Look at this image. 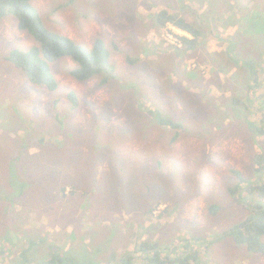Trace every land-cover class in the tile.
<instances>
[{"label":"rangeland","instance_id":"obj_1","mask_svg":"<svg viewBox=\"0 0 264 264\" xmlns=\"http://www.w3.org/2000/svg\"><path fill=\"white\" fill-rule=\"evenodd\" d=\"M70 1L34 4L54 31L90 48L102 37L112 49L117 78L106 86L101 77L82 83L71 76L76 64L67 59L54 66L60 85L55 94L33 91L45 88L31 85L3 57L35 42L15 18L0 23V210L6 213L0 236L8 233L14 250L24 230L40 239L48 235L54 246L75 241L78 264H118L145 241L180 250L191 243L203 264H264L262 254L225 237L251 217L250 204L264 207L255 196L242 192L234 199L229 193L238 183L234 170L264 181V171H256V157L264 161V86L248 91L252 67L242 61L254 59L264 79V36L261 51L254 49L257 39L250 46L230 45L243 20L248 25L264 17V0H215L224 14L218 28L203 48L184 52L175 48L192 36L170 23L160 28L155 14L164 8L195 20L212 0H164L171 6L159 0ZM228 52L238 58L244 78L233 99L230 77L237 67ZM212 56L230 71L214 74ZM70 91L78 96L74 109ZM22 104L27 110L19 112ZM228 115L237 124L223 130L218 125ZM161 120L185 121L176 142L178 132ZM7 214L24 230L3 231ZM222 238L209 249L199 246ZM6 248L0 241V264H14L17 254L3 255ZM32 251L38 259L52 257L47 245ZM140 258L135 264H142Z\"/></svg>","mask_w":264,"mask_h":264},{"label":"trees","instance_id":"obj_2","mask_svg":"<svg viewBox=\"0 0 264 264\" xmlns=\"http://www.w3.org/2000/svg\"><path fill=\"white\" fill-rule=\"evenodd\" d=\"M37 0H0V23L8 17H13L17 21L18 29L24 32H27L29 36L33 39L35 44L26 49L24 48H13L7 54L4 55L3 61L13 65V68L21 70L28 82L33 86H41L45 89H35L32 87L33 91L48 92L50 95L55 94L59 88V82L54 74V66L61 61L70 59L75 64L76 67L72 68L71 76L77 81L86 83L92 81L95 78L101 77V85L106 86L111 80L117 78L115 75L116 67L112 63V49L106 43L102 37L95 39L92 48L88 47L85 44L79 43L74 39L70 38L67 35H63L57 31L49 28L44 18L39 11L38 7L34 4ZM120 2V1H119ZM165 6H171V2H165L164 0H159ZM70 3H75V0H71ZM212 7L207 11H204L201 14L197 15V19L189 20V18L180 16L177 14H172L168 10L161 8L158 13L155 14V20L160 28L165 27L168 23L176 26L178 29L182 30L186 34L192 36V39L188 37H183L182 43L184 48L176 47V51L184 50H197L198 47L203 48L207 41L210 39L212 34L215 32V29L218 28V25L221 21H218L217 18L224 16L223 12H220L217 1H211ZM121 6V4H120ZM163 6V7H165ZM58 9H61L58 8ZM245 19L249 18V13L246 12L244 15ZM209 19V23L208 20ZM237 21L235 20V23ZM256 23H249L245 25L243 20L241 24V29L237 31V34L234 38H231L230 45L236 47V45L247 42V46H250L252 41L257 39L255 50L261 51L262 44L260 39L264 36V17H257L255 20ZM238 42V43H237ZM114 49L119 50L117 43L113 45ZM231 51L237 54V50L231 47ZM230 59L233 61L237 67L230 79L235 82L232 86V93L235 95L230 99L236 97L238 93V88L240 86V81L244 78L238 74V71L241 69L238 64V58L228 52ZM211 60L215 61L213 65L214 74L229 72L230 70H225L223 65L216 59L215 56L211 57ZM130 63H133L134 60L131 56H128ZM244 67L251 65L252 70L250 72L251 79L245 82V86L250 90H260L263 87L264 79L260 77L261 69L257 65L254 59L242 60ZM2 63V62H1ZM218 67V70H217ZM248 70V69H247ZM223 71V72H222ZM252 82L253 86L248 84ZM25 90L22 91L24 93ZM66 97L72 104V108H77L78 96L74 91H70ZM241 100L242 95L239 96ZM229 99V98H228ZM255 100H258L257 97ZM55 105L59 104V100H55ZM230 103L238 104V100H231ZM33 107V105H32ZM26 107L22 104L19 112L25 111ZM246 109L254 112V108L246 104ZM27 110V109H26ZM35 110V109H33ZM229 110L228 108L226 109ZM258 111V109H257ZM34 113H37L35 110ZM264 113V111H263ZM229 121L225 124H221V128L224 130L225 125L237 124L232 116L228 115ZM56 120H59V116H56ZM225 120V119H224ZM163 126L171 127L178 132L180 128H185V121L172 122L169 120H161ZM264 132V126H262ZM179 132L172 139L173 142H176L179 139ZM256 171L262 173L264 171V161L261 157H256ZM159 164L157 163L156 166ZM235 177L238 179V183L229 189L230 196L234 199L240 197V193H245V195L255 196L260 201H264V181L263 180H249L242 175L241 172L234 170ZM2 195H0V203L2 202ZM25 197V195H24ZM11 203H13L11 201ZM14 204V203H13ZM152 207L148 213L154 211ZM218 206L215 208L212 206L213 212L216 213ZM248 210L251 212V217L243 221L240 225L235 226L232 230L225 232V237H230L238 245H245L250 252L259 253L264 256V207L255 206L250 204ZM33 211V210H32ZM29 210L24 211L25 221L29 218ZM168 212V210H166ZM6 214L4 210H0V216ZM17 222V219L13 218L9 214L6 215V220L1 222L3 225L7 223L3 231L10 230L11 233L18 230H24L22 226H15L14 223ZM28 230H24L23 237L17 236V240L20 245L13 249L14 241L11 240L6 233L3 236H0V241L7 246V250H2V254H11L13 251L17 254L15 256L14 264H78L77 261L72 257L73 249L75 247V241L68 246L67 244H60L54 246L52 240L48 235L40 239V235L37 233V236L34 233H27ZM31 232V231H30ZM11 235V234H10ZM50 236H52L50 234ZM72 238V237H71ZM223 239H217L213 242L208 243L201 241L199 246H204L205 249H209L214 244L223 242ZM197 241V239H196ZM136 244L135 251L130 254H124L121 257V260L118 264H135L138 257H142V264H203L200 256L199 250L190 249V244L183 245L184 250H180V246L175 248H166L162 249L157 242H139ZM193 244V243H192ZM43 245L49 246L51 250L52 257L49 260L39 257L37 258L34 255L33 249L36 247L42 248ZM32 251V252H31ZM31 252L29 255L28 253ZM37 252L35 251V254ZM139 255V256H138ZM20 256V260H18Z\"/></svg>","mask_w":264,"mask_h":264},{"label":"crops","instance_id":"obj_3","mask_svg":"<svg viewBox=\"0 0 264 264\" xmlns=\"http://www.w3.org/2000/svg\"><path fill=\"white\" fill-rule=\"evenodd\" d=\"M263 86H264V84H263Z\"/></svg>","mask_w":264,"mask_h":264},{"label":"bare ground","instance_id":"obj_4","mask_svg":"<svg viewBox=\"0 0 264 264\" xmlns=\"http://www.w3.org/2000/svg\"><path fill=\"white\" fill-rule=\"evenodd\" d=\"M184 119V118H183Z\"/></svg>","mask_w":264,"mask_h":264}]
</instances>
